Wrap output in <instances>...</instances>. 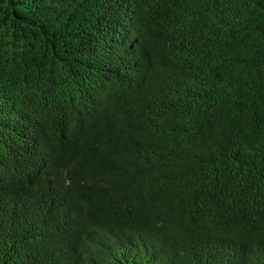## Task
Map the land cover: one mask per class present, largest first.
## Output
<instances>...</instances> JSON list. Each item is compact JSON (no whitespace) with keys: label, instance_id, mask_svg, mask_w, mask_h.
<instances>
[{"label":"trees","instance_id":"trees-1","mask_svg":"<svg viewBox=\"0 0 264 264\" xmlns=\"http://www.w3.org/2000/svg\"><path fill=\"white\" fill-rule=\"evenodd\" d=\"M0 264H264V0H0Z\"/></svg>","mask_w":264,"mask_h":264}]
</instances>
